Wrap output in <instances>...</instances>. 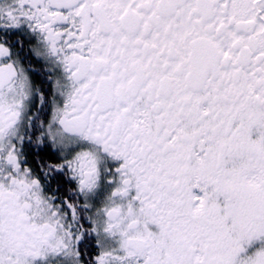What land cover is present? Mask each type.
Listing matches in <instances>:
<instances>
[{
    "label": "snow or ice",
    "instance_id": "1",
    "mask_svg": "<svg viewBox=\"0 0 264 264\" xmlns=\"http://www.w3.org/2000/svg\"><path fill=\"white\" fill-rule=\"evenodd\" d=\"M0 264H264V0H0Z\"/></svg>",
    "mask_w": 264,
    "mask_h": 264
},
{
    "label": "flooded vegetation",
    "instance_id": "2",
    "mask_svg": "<svg viewBox=\"0 0 264 264\" xmlns=\"http://www.w3.org/2000/svg\"><path fill=\"white\" fill-rule=\"evenodd\" d=\"M33 67L37 68V69H40L41 68V65L39 64H34ZM41 79H43V77H41L40 75L36 74L34 75V80L37 84L40 83ZM48 115H50V108L48 109ZM44 118V117H42Z\"/></svg>",
    "mask_w": 264,
    "mask_h": 264
}]
</instances>
